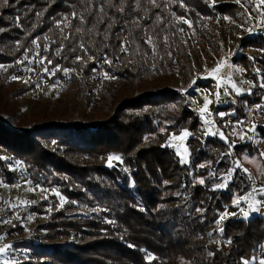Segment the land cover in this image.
<instances>
[{
	"label": "trees",
	"instance_id": "obj_1",
	"mask_svg": "<svg viewBox=\"0 0 264 264\" xmlns=\"http://www.w3.org/2000/svg\"><path fill=\"white\" fill-rule=\"evenodd\" d=\"M232 5L0 0V66L7 67L0 71V172L13 184L16 174L3 156L21 161L32 181L59 188L67 199L36 235L16 245L29 252L21 264H184L182 259L205 264L210 228L233 199L251 193L242 169L226 190L217 185L254 145L243 141L232 149L218 138L200 140L197 113L184 104L173 114L171 107L183 94L169 87L187 56L181 30L188 25L180 20L189 17L202 28L214 10L226 15ZM242 44L260 50L264 38L249 37ZM35 55L57 70L52 83L71 70L87 122L47 111L34 117L33 125L22 121L17 102L25 91L8 82L20 70L17 62ZM263 97L257 89L239 98L235 121L245 118L246 107H259ZM165 123L169 133L160 132ZM186 126L193 132L191 161L182 165L166 143ZM259 130L264 138V128ZM109 156H120L122 163L109 167ZM206 163L211 170L202 169ZM201 179L203 184L196 183ZM222 229L213 231V238L231 241V249L216 255L215 264H242L264 245V217L230 219Z\"/></svg>",
	"mask_w": 264,
	"mask_h": 264
},
{
	"label": "rangeland",
	"instance_id": "obj_2",
	"mask_svg": "<svg viewBox=\"0 0 264 264\" xmlns=\"http://www.w3.org/2000/svg\"><path fill=\"white\" fill-rule=\"evenodd\" d=\"M206 1L213 6L233 5L228 8L226 15L214 10L213 17L203 20L202 28L194 27L189 17L180 20L189 22L188 29L181 30L187 56L184 65L176 67L175 77L169 88L183 94V99L172 105L171 111L174 114L185 104L197 113L200 140L218 138L232 149L243 141L254 145L251 146L253 151L245 152L242 160H234V166L222 179L221 184L224 187H219V190H226L239 169L247 174L251 182V195H238L233 199L222 213L223 219L220 217L210 228V238L204 241L205 251L202 253V259L205 264H215L216 255L229 253L231 241L228 244L223 241L221 235L213 238V231L218 230L221 233L223 224L230 219L264 217V138L259 132L260 127L264 128V97L259 107L245 108V118L240 121L234 119L239 98L250 96L257 89L264 92V87H261L264 84V64L256 60H264V48L244 49L242 44V41L249 37L264 38V16L261 15L264 4H261L260 0ZM241 56L243 58H240ZM17 64L20 65V70L10 77L8 84L25 91L17 102L18 114L25 124L33 125L34 117L46 111L58 119L66 117L69 121H88L82 114L84 106L81 104L80 92L71 86V70L65 71L64 78H57L52 83L51 79L57 70L47 69L36 55L33 58H23ZM218 65H221V70L217 73L214 70ZM6 69V66H0L1 72ZM78 74L80 75L79 72ZM13 76L17 79L13 80ZM206 102L207 110L202 113L201 109ZM225 107L231 108L223 110ZM87 113L90 114L91 110ZM169 128V124L165 123L160 127V132L169 133ZM185 130L190 135L183 141L171 138L173 135L179 137ZM241 135L244 136L243 140L240 139ZM192 137L193 132L187 126L179 132H172L168 137L166 145L176 153L182 165L190 164L189 141ZM3 159L6 160L9 171L15 173L16 177L15 182L9 184L0 172V248L12 246L7 250L6 256L0 255V264H4L5 260L9 264H21L29 252L16 245L36 235L37 228L48 221L52 212L62 209L67 199L59 188H47L32 181L23 162L6 156H3ZM117 163L119 162L115 160L112 162L113 165ZM211 165L206 163L202 169L204 167L211 170ZM201 180L196 183L202 184ZM245 197L248 199L245 200ZM254 201L257 202L255 211L249 209V204ZM41 203H46L44 209H36ZM244 212H248L247 218ZM233 213L235 215H232ZM261 258H264V247H260L257 255L245 260L258 264ZM152 259L148 257L149 261ZM182 260L184 264H198L197 261Z\"/></svg>",
	"mask_w": 264,
	"mask_h": 264
},
{
	"label": "snow or ice",
	"instance_id": "obj_3",
	"mask_svg": "<svg viewBox=\"0 0 264 264\" xmlns=\"http://www.w3.org/2000/svg\"><path fill=\"white\" fill-rule=\"evenodd\" d=\"M6 2H7V0H5V3ZM152 2L155 3V0H152ZM260 3L261 4H264V0H260ZM261 15L264 16V11L261 12ZM262 22H264V21H262ZM184 23L188 24L189 22L187 20H184ZM189 26H191V25H189ZM77 31H80V30L77 29ZM151 42H152L151 37H148V39L146 40V43L151 44ZM121 51H126V49L122 46L121 47ZM77 59L79 60V59H82V58L81 57H77ZM104 62L107 63V64H109V65L112 63V61L109 60V59H107V58H105ZM49 63H50V61H49ZM220 70H221V65H218L217 68L214 71L218 73V72H220ZM45 71H47V69H45ZM65 71H68V70H65ZM105 78H112V77H109L108 74L105 73ZM12 79L13 80H16L17 77L13 76ZM261 87H264V84H262ZM206 110H207V102L205 103L204 108L201 109V112L203 113ZM189 135H190V133L187 130H185L179 137H176L175 135H173L171 138L173 140L179 139V140L183 141L184 138L188 137ZM240 139L243 140L244 139V136L241 135L240 136ZM185 151H187V149H185ZM262 155H264V153H262ZM114 160L122 163V159H121L120 156H109L108 157V161H107L109 167H112L113 166L112 162ZM200 183L203 184L204 181L201 180ZM217 187H224V185L223 184H220V185H217ZM250 195L251 194L249 193V196ZM244 199L247 200L248 197H245ZM61 201L63 202V198H61ZM256 203L257 202H255V201L252 202V203H250L249 204V209L255 211L256 210V207H255ZM237 204H239V200L237 201ZM241 211H243V209H241ZM232 215H235V214L233 213ZM244 216H245V218H247L248 212H244ZM221 219H223V216L221 217ZM220 231L222 232L223 229L221 228ZM11 247H12L11 245H7L4 248H0V255L6 256L7 250L9 248H11ZM129 247H132V245H129ZM261 247H264V245H262ZM209 255H212V254L209 253ZM149 259H152V257H149ZM255 259L256 258L254 257L253 260H255ZM4 264H9V262L7 260H5ZM242 264H251V262L249 260H243ZM258 264H264V258L259 259L258 260Z\"/></svg>",
	"mask_w": 264,
	"mask_h": 264
}]
</instances>
